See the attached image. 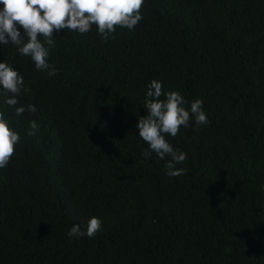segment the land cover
Returning a JSON list of instances; mask_svg holds the SVG:
<instances>
[{
	"label": "trees",
	"instance_id": "trees-1",
	"mask_svg": "<svg viewBox=\"0 0 264 264\" xmlns=\"http://www.w3.org/2000/svg\"><path fill=\"white\" fill-rule=\"evenodd\" d=\"M141 13L107 41L95 25L54 33L51 77L0 44L24 78L16 106L0 86L21 137L0 168V264H264V0H144ZM152 80L186 108L201 99L209 120L166 135L187 156L178 177L142 155ZM93 216L94 237L67 235Z\"/></svg>",
	"mask_w": 264,
	"mask_h": 264
},
{
	"label": "clouds",
	"instance_id": "clouds-1",
	"mask_svg": "<svg viewBox=\"0 0 264 264\" xmlns=\"http://www.w3.org/2000/svg\"><path fill=\"white\" fill-rule=\"evenodd\" d=\"M0 5V44L11 43L10 46H16L11 48L16 57H30L34 62L31 65L33 68L35 66L37 70H47L51 77L57 74V70L48 63V58L53 62L57 57L54 33L68 30L84 34L95 25L98 34L107 41L112 38L118 26L135 29L143 19L141 9L144 0H0ZM10 65L14 66V61ZM10 65L0 62V86L11 94L6 100L7 105L16 106L17 97L24 90V78ZM162 96L165 98L161 99ZM185 105H188V101L178 91L165 93L162 83L152 80L148 85L144 104L147 115L140 116L136 124L140 138L150 149L143 151L142 155L148 158L151 152H155L160 159L167 158L166 175L172 177L185 173L186 169L178 168L177 165L182 164L187 156L186 153L175 150L166 135L176 137L181 126L189 127L192 119L197 129L200 125L209 123L201 99L192 101L190 108ZM25 111L35 113L37 108L32 104L15 107L16 115ZM37 130V122L30 121L27 134L35 135ZM20 139L19 133L13 130L4 118L3 111H0V168L7 166ZM101 227V219L93 216L87 222L86 231H82L77 224L69 229L67 235H86L91 238Z\"/></svg>",
	"mask_w": 264,
	"mask_h": 264
}]
</instances>
